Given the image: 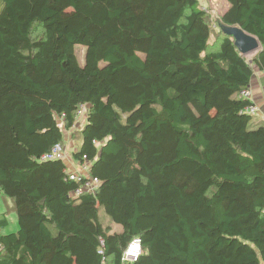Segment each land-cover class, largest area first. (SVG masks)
I'll list each match as a JSON object with an SVG mask.
<instances>
[{"label": "trees", "instance_id": "1", "mask_svg": "<svg viewBox=\"0 0 264 264\" xmlns=\"http://www.w3.org/2000/svg\"><path fill=\"white\" fill-rule=\"evenodd\" d=\"M225 1L219 24L260 43L249 60L219 24L209 48L198 0H0V192L18 223L0 264H264V123L239 95L264 74V0ZM66 132L92 192L40 160Z\"/></svg>", "mask_w": 264, "mask_h": 264}, {"label": "built area", "instance_id": "2", "mask_svg": "<svg viewBox=\"0 0 264 264\" xmlns=\"http://www.w3.org/2000/svg\"><path fill=\"white\" fill-rule=\"evenodd\" d=\"M239 95L243 97L250 98V89L244 88L239 91ZM245 111L253 114L255 112V107L250 105L245 108ZM86 112V105H80L78 110L76 111V121L79 123L84 118V114ZM76 126L74 123L73 128ZM67 133V132H66ZM66 156V146L63 142H59L54 144L47 152L41 155L40 160H64ZM89 171V163L85 160V156H83V160H78V170L76 171H68V177L70 180L77 181L80 184V189L87 191H94L99 183V180L94 177L88 175ZM1 248V247H0ZM142 253L141 240L139 237H134L131 241L126 245L122 255V261L124 262H135L138 257Z\"/></svg>", "mask_w": 264, "mask_h": 264}, {"label": "crops", "instance_id": "3", "mask_svg": "<svg viewBox=\"0 0 264 264\" xmlns=\"http://www.w3.org/2000/svg\"><path fill=\"white\" fill-rule=\"evenodd\" d=\"M249 89L251 103L255 107V112L252 114V121L255 123H264V74L256 67H253V74ZM67 144L70 147L73 144L76 145V142H73L72 139L68 137ZM78 144H80V141ZM69 150L70 148L68 151ZM63 161L65 163L66 169L69 172L78 170V160L73 158L72 152L70 154L69 152H66V156ZM3 213H5L4 217L7 221V225L0 229V234L15 232L18 228V223L16 213L13 210L12 200L0 192V215ZM112 230L119 231L115 229Z\"/></svg>", "mask_w": 264, "mask_h": 264}, {"label": "rangeland", "instance_id": "4", "mask_svg": "<svg viewBox=\"0 0 264 264\" xmlns=\"http://www.w3.org/2000/svg\"><path fill=\"white\" fill-rule=\"evenodd\" d=\"M199 2V6L205 10L209 16V23H210V27L213 29V33L210 37L209 40V48L210 49H215L218 46L219 43V28H218V24L220 22V16L223 14V12L227 9V2L225 0H198ZM41 29L36 26L34 27V30L32 31V36H37L41 34ZM75 53L77 56V60L80 64H83L84 62V54H85V47L82 45H76L75 46ZM252 54H248L246 55V59L249 60ZM61 125V123H60ZM83 125V123L80 124L79 127H81ZM79 128H77L78 131ZM67 133H64V138H63V143L66 146V152L69 154L78 148L79 146V133H75L74 136H72V141L76 142V145H71L70 147L67 144ZM70 148V150L68 151V149ZM99 220L101 221L102 225H111V230L115 229V230H120V226L119 225H113L111 219L109 218V216L104 212V209L100 207L99 209ZM116 226V228H115ZM2 229V228H1Z\"/></svg>", "mask_w": 264, "mask_h": 264}, {"label": "water", "instance_id": "5", "mask_svg": "<svg viewBox=\"0 0 264 264\" xmlns=\"http://www.w3.org/2000/svg\"><path fill=\"white\" fill-rule=\"evenodd\" d=\"M219 28L223 34L232 38L234 46L241 55L246 56L260 49L258 39L239 26L219 24Z\"/></svg>", "mask_w": 264, "mask_h": 264}, {"label": "bare ground", "instance_id": "6", "mask_svg": "<svg viewBox=\"0 0 264 264\" xmlns=\"http://www.w3.org/2000/svg\"><path fill=\"white\" fill-rule=\"evenodd\" d=\"M80 194V193H79Z\"/></svg>", "mask_w": 264, "mask_h": 264}]
</instances>
